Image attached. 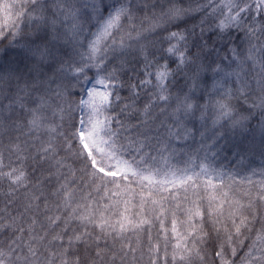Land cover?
<instances>
[{
  "label": "snow or ice",
  "instance_id": "snow-or-ice-1",
  "mask_svg": "<svg viewBox=\"0 0 264 264\" xmlns=\"http://www.w3.org/2000/svg\"><path fill=\"white\" fill-rule=\"evenodd\" d=\"M253 153L264 0H0V264H264Z\"/></svg>",
  "mask_w": 264,
  "mask_h": 264
},
{
  "label": "trees",
  "instance_id": "trees-1",
  "mask_svg": "<svg viewBox=\"0 0 264 264\" xmlns=\"http://www.w3.org/2000/svg\"><path fill=\"white\" fill-rule=\"evenodd\" d=\"M117 63V62H114ZM113 65H110L111 69ZM94 70L89 71V77L94 76ZM121 80H128L129 75L131 73H127L122 71L120 74ZM83 84L82 87L85 88ZM120 95L122 97H126L128 95L127 89L120 88ZM75 95L79 98L82 93L80 92V88L78 87ZM118 111V109H117ZM227 154H223L221 157H218L213 162V167L217 169L218 179L224 180L225 183L232 185L234 187L239 186L242 189H250L253 185L259 186L261 181H264V156H261L258 153L249 154L244 157L236 158L230 155L225 158ZM187 157L185 156H177L175 158V163L177 166H183L184 160ZM199 163V161H197Z\"/></svg>",
  "mask_w": 264,
  "mask_h": 264
},
{
  "label": "rangeland",
  "instance_id": "rangeland-1",
  "mask_svg": "<svg viewBox=\"0 0 264 264\" xmlns=\"http://www.w3.org/2000/svg\"><path fill=\"white\" fill-rule=\"evenodd\" d=\"M90 86H91V84H90V83H87V84L85 85V89L88 88V87H90Z\"/></svg>",
  "mask_w": 264,
  "mask_h": 264
}]
</instances>
